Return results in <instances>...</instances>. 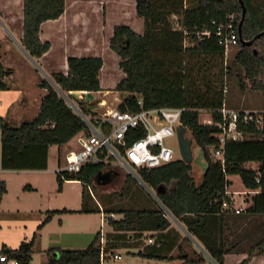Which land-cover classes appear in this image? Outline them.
I'll return each mask as SVG.
<instances>
[{
    "label": "trees",
    "instance_id": "1",
    "mask_svg": "<svg viewBox=\"0 0 264 264\" xmlns=\"http://www.w3.org/2000/svg\"><path fill=\"white\" fill-rule=\"evenodd\" d=\"M190 2L137 0V14L144 19L143 32L127 24L116 25L110 48L121 58L119 65L125 74L116 87L128 93L119 104L121 110H140V99H143L145 108L165 106L189 109L184 114V125L195 143L202 147L208 162L201 180L195 178L193 165L182 159L144 171L141 178L154 189L187 232L201 243L205 252L188 250L187 245L194 247L192 241L163 215L155 199L142 197L141 194L134 197L131 206L115 203V199L101 194L100 203L104 212L122 215L109 220L112 231L106 233L105 249L109 257L123 247H131L138 250L136 255L145 258H178L186 262L210 258L216 264H226L228 254L246 253V257L235 264H247L254 255L264 254V120L261 128L255 122L242 125V130L251 137L228 142L223 164L220 160L214 161L208 151L209 146L219 143V128L200 125L198 117L199 110L205 109L212 111L216 120L222 119L219 111L226 104L225 81L227 75L233 73V67L243 71V74H238L242 88H247L249 84L251 89L262 94L261 109H264V0ZM23 5L21 44L32 58L39 60L52 46L50 41L40 38L41 26L64 14L66 0H23ZM231 14L237 17L239 44L236 47L238 51L225 64L224 48L219 44L217 25L213 21L226 22ZM174 15L186 26L187 35L181 29H174ZM206 30L212 31L213 35L201 39L197 33ZM248 41L252 43L248 44ZM68 65L67 73L50 74L58 88L47 78H41L39 86L46 89V94L37 115L26 116L18 124L0 117L3 170H47L51 146L61 147L84 130L83 120L67 104L59 89L99 92L102 90L100 70L104 59L100 56H70ZM13 72L0 61V90L10 88L7 77ZM59 152L58 165H61V148ZM252 162H256L258 167L247 166ZM114 169L118 171L119 168ZM103 170H107L103 163H88L78 172H61L58 174L59 190L65 179L91 182L96 188L104 190L109 184L99 185L96 182L98 173ZM232 175H239L247 189L260 190L253 195L246 211L241 213L223 208L225 200L231 203L226 191L232 185ZM82 184L81 209L47 210L40 228L57 213L102 212L85 183ZM158 187H162V191L157 192ZM26 189L33 187L27 185ZM7 191L6 180L0 179V204ZM36 235L30 241H22L15 249L5 246L0 255L7 254L9 258L17 259L19 264H30ZM149 236L153 238L152 243L145 242ZM102 237V231H98L93 241L82 248H49L48 259L42 264H102Z\"/></svg>",
    "mask_w": 264,
    "mask_h": 264
},
{
    "label": "rangeland",
    "instance_id": "2",
    "mask_svg": "<svg viewBox=\"0 0 264 264\" xmlns=\"http://www.w3.org/2000/svg\"><path fill=\"white\" fill-rule=\"evenodd\" d=\"M136 3L137 0H66V7L68 9L69 16L72 19H70L72 24L66 27V46L64 45L65 41L63 36L58 38L55 37L54 40L56 42V49L63 46L67 49L69 46V50L73 52L75 51L74 48L76 46H82L85 38L90 34L96 36L98 40L97 45H99L98 47L103 49L102 47H104L105 42L109 43L110 35H112L110 31L113 30L112 28H114L116 24L132 25V27L136 30H139L141 27L144 28V19L138 16ZM23 6V0H11L9 2V11L12 15L11 23H9L5 15H1L0 13V38L8 36V43L11 45V51L15 54L13 62H17L16 67L19 65L26 68L31 67L41 78H47L53 85H55L50 76L51 72L49 73V71H47L46 63L40 59L38 60L39 64L36 65L31 57L27 56L19 46V43L21 42L18 37L19 35L21 36L23 28ZM81 41L82 43H80ZM237 51L238 49L234 48L230 57ZM58 52L59 50L56 53ZM102 55L105 62L100 70L102 90L97 92L96 101L104 99L108 104L106 108H113L118 106L119 103H121L128 95V93L121 92L116 88L118 82L125 76V74L120 68L119 62L121 58L116 52L108 48L107 53L103 52ZM242 72V70H240V72L238 71V67H233V73L227 75L225 81L228 88V91L226 92V104L231 108L261 109L263 107L262 94L251 89L249 84L247 88L241 87L239 80L240 76L238 74ZM12 79H7L11 85L13 83ZM3 93H5V96L3 99H0V116L9 119L11 108H13L12 105L13 103H19L22 92L20 93L19 88H15L12 91H5ZM75 99L77 100L76 97ZM188 135L192 137L189 131ZM167 142L174 147L177 156H179L177 139L175 137H169ZM74 145L75 142L72 139L70 142L61 147L58 145L52 146L50 148L49 168L47 171H5L1 168L0 158V178L6 180L8 186V191L4 195L0 204V250L5 248V246L15 249L19 247L22 241H30L33 239L35 234H37L33 259L30 264H42L48 259L47 251L49 248L61 247L55 243V239L57 238V226L60 222L59 218H55L51 223L47 222L40 228L39 226L46 218V212L37 210L36 206H38L39 200L40 204L47 200H53L54 203L57 202L56 198L60 193L59 183L57 181L58 178H56V169L58 167L60 155L59 147L61 148V162L64 163L65 155ZM198 155L199 152L195 149L193 173L197 181H200L203 177V175L201 176L200 168L202 169L204 167L205 160L199 159ZM247 166L257 168L258 164L256 162H252L248 163ZM118 168V171L121 174L117 179H114V181L104 190L95 187L96 189L94 191L97 193L99 192V194L106 195V198L108 199H115V203H122L127 206L133 205L135 200L134 197L139 194L146 198L152 197L139 180L130 176V174H128L123 167L119 166ZM231 180L232 185L229 187L230 191L246 189L239 175H232ZM27 185L32 186L33 189H26ZM128 186L129 193L127 192ZM62 187L65 192L63 197H66L68 202L72 204L70 206H76V204H78V200H80L84 185L82 183H64ZM234 196L238 205L242 204L243 199H247L248 203H251V194H233V197ZM159 207L161 208V206ZM121 216V214H118L117 219ZM75 219L78 220L76 222L77 225L72 229L80 230L96 227L98 228V231H101V215L98 217L96 216L95 218L73 217L72 221H75ZM171 221L174 226L178 227L180 231H182L184 236H187L190 241H192L194 247H197L200 251L205 252L204 248L201 247V244H198L199 242H197V240L187 232V230L175 217L172 216ZM70 223L71 222H68V224ZM250 224L251 228H253V224ZM110 227L109 223L105 225L103 229L105 235L109 231ZM58 230H60L59 226ZM96 233H94V235ZM87 245L89 244L87 243ZM87 245L85 243L84 246L73 248H82ZM120 250L123 254L122 259L107 257L102 264H160L159 261L153 262L147 260V262H141V260H138L137 258H132L136 255L134 254L136 252L134 248L123 247ZM54 255L58 257L57 252H55ZM127 259H129V262L125 263V260Z\"/></svg>",
    "mask_w": 264,
    "mask_h": 264
},
{
    "label": "built area",
    "instance_id": "3",
    "mask_svg": "<svg viewBox=\"0 0 264 264\" xmlns=\"http://www.w3.org/2000/svg\"><path fill=\"white\" fill-rule=\"evenodd\" d=\"M174 29H181L184 34H188L186 26L181 19L174 15L172 18ZM216 34L219 38V44L224 48V60L227 64L231 52L239 44V33L237 26V17L235 14L228 16L226 22L216 23ZM201 39L211 38L212 31L206 30L197 33ZM187 43V40H185ZM62 97L73 111L83 120L85 128L77 134L73 140L75 145L65 155L64 163L58 165L56 172H78L88 163H103L106 168L114 169L123 167L130 176L139 180L147 191L154 197L163 210V215L170 219L175 217L171 211L162 203L156 192L149 187L141 178L144 171H150L161 167L173 161L182 159L180 153L179 141L177 135V126L184 125V114L189 110L185 107H143V99L139 100L141 109L138 111H125L116 107H107L106 100L87 101L86 93L89 91L80 90V99H75L73 91L65 92L59 89ZM227 92V88L225 89ZM75 92V91H74ZM97 98V97H96ZM86 101V102H83ZM83 104V105H82ZM120 104V103H119ZM222 119L216 120L213 112L209 110H199L198 123L200 125H215L219 128V143L208 147L211 158L214 161L225 163V148L228 142L242 141L250 139V135L242 130V125L255 122L258 127L263 126L264 109L245 110L243 108H231L226 104L220 109ZM175 137L178 141L179 156L176 150L171 146L167 139ZM85 183L93 199L100 205L101 212V261L109 257L105 246L107 242L104 233V227L110 219H116L118 213H105L100 203L102 195L95 192V185L91 182H82L80 180H64V182ZM259 189H244L237 191H226V195L231 198L223 202V208H230L236 213L246 211L248 208L247 199H243L242 204H237L236 195L258 193ZM149 242H153L151 237ZM114 259L122 257L120 251L111 255ZM2 264H19L17 259L9 258L7 254L0 255Z\"/></svg>",
    "mask_w": 264,
    "mask_h": 264
},
{
    "label": "crops",
    "instance_id": "4",
    "mask_svg": "<svg viewBox=\"0 0 264 264\" xmlns=\"http://www.w3.org/2000/svg\"><path fill=\"white\" fill-rule=\"evenodd\" d=\"M10 1L11 0H0V13H1V15H5V17L9 21V23H11V20H12V15L9 11V2ZM190 1H191L190 3H194L197 0H190ZM70 19L71 18L69 16L68 9L66 7V10H65L64 14H62V16H60L57 19L48 20V21L44 22L41 26L40 38L43 41H50L52 44L51 49L44 56H42L40 58L41 60L44 61V63H46V68H47V71H49V73L50 72L51 73H53V72H65V73H67L69 70L68 58L70 56H77V57L100 56L104 59L102 53L103 52L107 53L108 48L111 49L110 48V39L113 36L114 28H112L113 30L110 31V33H112V35H110L109 43L105 42L104 47H102L103 49L98 47L99 45H97L98 40H97L96 36L91 35V34L87 35L82 46H76L74 48L75 51L72 52L71 50H69L70 49L69 46L67 47V49L64 48L66 46V41H65V39H66L65 34L67 31L66 27H68L69 25L72 24V22H70L72 19L71 20ZM75 20H76V17H75ZM116 25H118V24H116ZM131 27H132V25H131ZM143 30H144V28L141 27L139 30H136V31L142 33ZM101 33H103V32H101ZM62 36H63V39L65 41L64 42L65 46L59 47L56 49V47H55L56 42L54 39H55V37L58 38V37H62ZM22 37H23V28H22L21 36L19 35V37H18L20 39V42H21ZM80 43H82V41ZM19 46L26 53L27 56L31 57L21 43H19ZM58 50H59V52L56 53ZM11 54H13L14 56ZM55 56H57V57H55ZM14 58H15V54L13 51H11V45L8 43V36L0 38V61L3 63V65L5 67L12 68L14 70L13 74H11L10 76L7 77V79L13 78L12 79L13 83H12V85L10 84L9 89L0 90V99L4 98L5 93H3V92H5V91H10V90L12 91L15 88H19L20 93L22 92L21 96H20L19 103H17V104L13 103V105H12L13 108H11V111H10L11 114L9 117V120L12 123L18 124L19 122H21V120H23L24 117L28 116L31 118V117H34L35 115L38 114L40 104H41V100L46 94V89L41 88L39 86V82L41 80V77L38 75V73L36 71H33L34 69H32L31 67L26 68V67L21 66V65L16 67L17 62H15V63L13 62ZM31 59L36 63V65L39 64L38 60H35L32 57H31ZM104 64H105V62H104ZM100 81H101V79H100ZM20 88L22 91L20 90ZM59 149H60V147H59ZM0 158H1V154H0ZM49 158H50V156H49ZM107 169H109V168H107ZM5 171H12V170H5ZM22 171L31 172V171H47V170H22ZM56 178H58V174H57ZM230 179H231V176H230ZM57 181L59 183V180H57ZM66 183H80V182L74 181V182H66ZM64 195H65V192H64L63 187H62V189L60 190V193L57 195L58 197L56 198V201H57L56 203H54L53 200H51V201L47 200V201H44L42 204H40V200H39L38 206H36L37 210H40L42 212H46L47 210H53V209H59V210H62L65 208L69 209V210H80L81 209V207H82V193L80 196V200H78V204H76V206H70L72 204H70V202H68L66 197L65 198L63 197ZM151 198L154 199L153 196ZM251 202H252V200H251ZM157 204H158V202H157ZM250 204L251 203H249V205ZM158 206H160V205L158 204ZM99 215H101V212H96V213H80V212H77V213H71V212L57 213L52 218V220L49 221V223H51L54 221L55 218H59V220H60L59 225H58L60 230H58V226H57V234H56L57 238L55 239V243H57V245H60L61 247H67V248L68 247H70V248L81 247V246H84L85 243H86V245H87V243L90 244L93 241V239L96 235V234L94 235V233H96L98 231V228L94 227V228H89V229L85 228V229H80V230L79 229H72L73 227H75L77 225L76 222L78 221L77 219H75V221H72V218L73 217H82V218L83 217H93V218H95L96 216L98 217ZM68 222H71V223L68 224ZM109 231H112L111 227H110ZM147 234H149V233H147ZM148 238L147 239L145 238V242L146 243H152V242L148 241ZM197 242H199V241L197 240ZM198 244H201V243L199 242ZM201 247H203V246L201 245ZM187 249L188 250H193V249L199 250L197 247H191L188 245H187ZM118 251H120V253H121L120 249ZM135 251L137 252L138 250L135 249ZM121 255L123 257L122 253H121ZM122 257L120 259H122ZM245 257H246V253L228 254L226 256V264H235ZM132 258H137L138 260H141V262H147V260L153 261V262L159 261L160 264H216L210 258L202 260L200 262H186L185 260L178 259V258L173 259V260H157V259L145 258V257L139 256V255H134ZM128 262H129V259L125 260V263H128ZM247 264H264V254L254 255L252 257V259Z\"/></svg>",
    "mask_w": 264,
    "mask_h": 264
},
{
    "label": "water",
    "instance_id": "5",
    "mask_svg": "<svg viewBox=\"0 0 264 264\" xmlns=\"http://www.w3.org/2000/svg\"><path fill=\"white\" fill-rule=\"evenodd\" d=\"M245 12L246 10L244 9L243 15H245ZM242 23H243V19L240 22V28L242 26ZM261 34H259L258 36H260ZM251 43L252 41H248V44H251ZM55 86L57 87V85ZM72 94L77 99H80L79 92L73 91ZM85 95H86L87 101H93L94 99H96L97 93L89 91ZM188 131H189L188 128L183 124H180L177 126V135H178L179 148H180V153L182 155V160L186 163L193 165L195 161V149H197V152H199L198 158L201 160L202 159L205 160L204 167L202 169L200 168V172L202 176L207 170L208 162L206 160L205 153L202 147L198 146L194 142L193 138L188 135ZM119 175H120V172L115 169L103 170L98 173L96 177V182L99 185H108L112 181H114V179H116ZM160 191H162V187H158L157 192H160Z\"/></svg>",
    "mask_w": 264,
    "mask_h": 264
}]
</instances>
